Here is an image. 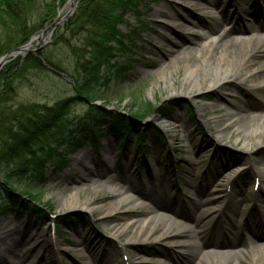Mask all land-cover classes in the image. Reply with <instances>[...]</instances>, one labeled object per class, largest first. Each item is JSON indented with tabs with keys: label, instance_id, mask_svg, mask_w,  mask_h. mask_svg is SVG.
Listing matches in <instances>:
<instances>
[{
	"label": "rangeland",
	"instance_id": "1",
	"mask_svg": "<svg viewBox=\"0 0 264 264\" xmlns=\"http://www.w3.org/2000/svg\"><path fill=\"white\" fill-rule=\"evenodd\" d=\"M66 1L57 9L61 10V14L66 9ZM221 1L212 9L202 10L194 9L193 2L189 3L191 8L187 7V10L191 9L190 12L195 14L204 25L189 31L186 28L181 32L194 41L191 47L196 48V45L201 44L203 32L208 28H214L216 24L219 26L215 38L219 34L233 33L239 27H245L247 31L242 32L243 37L257 36L264 41V28L260 29L253 18L242 11L252 5L259 7L264 0H231L232 4L229 3L228 8V0ZM178 2L179 0H141L135 10L125 13L123 17L125 21L117 24V29L125 36H123L124 41L130 51L114 52L112 62L120 70L117 69L119 72L115 76L111 74L108 83L111 92L103 93L102 99H97L95 103L105 105V108L112 112L133 113V105L147 103L154 109L153 113L140 120L139 130L132 131L129 135V139L123 145L125 146L123 152L118 151V137L115 134H105L100 136L97 145L88 140L83 146L70 152L66 149L59 151L60 157L49 159L44 165L42 179L38 183L22 180L18 185L17 178L10 176V183L13 187L17 186L21 192L24 187L36 184L30 195L35 194L37 198L34 200L39 201L40 206L49 210L47 212L49 218L44 223L39 222L25 209L0 213V231L12 229L16 225V230L12 233L13 237L17 236L21 238L20 240H25L27 235L35 232L37 240L45 239L38 245L30 241L16 244L14 249L17 259H11L15 264H102L106 260V252L116 254L117 259L114 264H120V261H125L126 257L130 258L127 264H194L195 255L198 253L197 247L208 249L218 243V248L221 249H229L231 244L244 249V246H248V239L264 242V183L261 182L255 188H251L256 175L258 181L264 179V143L254 146L255 140L260 138L262 129L255 122L249 126L244 125L240 120L233 121L231 112L226 110V108L232 109L228 104L232 100L237 105L246 100L257 101L256 96L260 95L257 89L260 84L252 82L255 79L254 75H250L252 73L245 76L249 69L246 68L238 75L243 76L244 79L237 77L223 85L219 91H210L203 83L200 88L187 90L189 82L182 83L185 76L183 65L190 60L187 57L180 59L175 68L166 71V79L162 71L158 73L161 65L166 64L169 59L167 57V60H163L165 48L158 43L161 41L157 36L158 31L161 30L160 23L165 22L163 12L158 9L162 7L165 10L180 12L182 8ZM237 10L243 17L242 22L237 20ZM65 20L54 28L50 39H45L47 42L43 46V42L38 44L43 55L50 57L62 71H53L46 65L44 68H27L15 81L10 99L6 103L11 110L18 112L21 106L31 104L53 106L59 100L76 95L74 81L78 76L77 48L83 47L86 43L85 33L80 32L69 37L62 32V38L59 39L58 28L65 23ZM188 32L196 35L191 38ZM32 46L37 45L33 42ZM36 52L34 49L25 56ZM151 61L155 63L160 61L161 65L148 67L147 64ZM249 67L264 71V54L254 55ZM221 91H225L230 97L226 102H219L221 108L213 110L209 104L213 98L219 97ZM219 100L220 97L217 98V101ZM87 107L88 104L82 100L71 103L67 114L62 116L63 120L57 124V127L63 125V122L73 120L75 116L83 115ZM201 107L205 121H201L199 117L198 109ZM165 109L171 110V113L161 116L160 110ZM193 111L196 124L190 119ZM260 111L257 112L251 106L245 114L260 115ZM220 121H228L229 125L222 131L224 140L216 141L214 140L216 129L213 127ZM7 123L14 125L16 122L9 120ZM153 127L162 134L161 143L153 140ZM1 128L0 138L2 125ZM139 131L144 132V142L148 146L145 159L139 157L140 153L136 154L137 144L140 143L136 134ZM50 134L51 131L47 137H50ZM235 138L236 143L232 145ZM3 139L0 140V144ZM40 142L30 144L38 155L41 154V151L40 153L38 151ZM246 143L248 148L245 147ZM85 152L87 154H84ZM98 153L104 157L101 161L97 157ZM94 155L97 158L92 157ZM246 162L249 164L246 165ZM18 164L19 159L9 165L0 162V179ZM250 164L253 165L252 170L249 169ZM82 165L94 169L90 174L93 178L89 183L91 187H86L84 182L76 183L79 173H87ZM73 166L79 172L72 168ZM106 174L114 177V180H111L116 183V187L126 185V180H123L125 175L133 186L113 212L110 211L115 207L110 206L109 203L118 197L112 188H109ZM244 180L246 185L241 189ZM160 181L166 183L165 187L162 184L163 193H161ZM190 182L194 183L193 187L189 185ZM201 188L204 190L202 191ZM77 189L78 200L80 203L86 200L90 210L58 206L62 199L67 198ZM141 192L161 198L162 205L169 207L168 221L178 220L180 225L190 230L194 228L200 212H194L195 201L197 198H206L210 212L209 217L204 220L205 229H208L207 236L204 237L194 231L185 239L189 245L194 246L188 249L186 248L188 245L185 244L177 248L162 238H157L156 230L148 239H138L121 248L119 242L126 243V237L135 235L134 230L138 227L136 219L147 214L156 215V205L151 200L135 201L140 197ZM239 199L242 201L237 205L235 201ZM24 201L27 202L26 196ZM174 211H179L180 216L177 217ZM61 218L64 219V224H56V233L53 235L52 225ZM125 223L123 230L114 231V227L118 224ZM158 223L165 224L159 221ZM218 224L227 227V230H217ZM231 224L235 226L233 230ZM149 228L150 223L144 227L141 236H145ZM255 234L259 237L257 235L254 237ZM51 241L56 243L55 249L49 246ZM4 247L0 243V251ZM255 253L257 257L263 256L259 251ZM0 264H9V260L0 256ZM242 264H264V258L254 262L249 255Z\"/></svg>",
	"mask_w": 264,
	"mask_h": 264
},
{
	"label": "trees",
	"instance_id": "2",
	"mask_svg": "<svg viewBox=\"0 0 264 264\" xmlns=\"http://www.w3.org/2000/svg\"><path fill=\"white\" fill-rule=\"evenodd\" d=\"M65 0H0V57L13 48L27 42L31 35L49 25L57 14V9ZM141 0H79L73 14L59 26L58 37L62 32L69 37L85 33L84 46L77 48L76 56L77 80L74 81L75 96L66 97L53 106H21L18 112L11 110L7 101L13 91L15 81L27 68H44V64L53 71H62L55 62L42 51L28 54L21 61L19 58L5 63L0 69V128L3 127L0 144V162L12 164L19 159V164L9 170L0 179V213L25 209L39 222L48 219L44 207L34 200L36 195H30L35 185H28L23 192L10 183V176L20 181L38 183L42 179L44 165L58 156L59 151L67 152L83 146L88 140L98 144L101 135L115 134L119 139V149L129 139L132 131H138L136 123L153 113L151 104L132 106L133 113L112 112L103 104H96L102 99V94L111 92L108 87L111 74L115 76L120 68L114 64V52H128L124 35L117 29V24L125 21L124 15L135 10ZM134 13V12H133ZM124 36V37H123ZM51 59V60H50ZM88 104L86 112L75 116L69 122L57 124L67 114L68 107L76 101ZM171 110H160L161 116H166ZM193 117V121L195 116ZM11 120L15 124H8ZM5 124V125H4ZM2 129V128H1ZM0 129V132H1ZM51 131V136L47 134ZM154 131V138L160 140L159 132ZM143 132H138L136 138H141ZM30 140V142H29ZM41 141L39 153L30 147L31 142ZM44 148H46L44 150ZM59 163V161H58ZM27 197V202L24 197ZM64 224V219H58L55 224Z\"/></svg>",
	"mask_w": 264,
	"mask_h": 264
},
{
	"label": "bare ground",
	"instance_id": "3",
	"mask_svg": "<svg viewBox=\"0 0 264 264\" xmlns=\"http://www.w3.org/2000/svg\"><path fill=\"white\" fill-rule=\"evenodd\" d=\"M193 2L194 9L202 10V9H212L213 6H216L218 3L222 2L221 0H179L178 4L182 8V11H171V10H165L164 8L160 7L158 10L160 12H163L162 15L165 18V22H161V30L158 31L157 36L161 41L158 43L160 45H164V54H163V60H167V57H169L166 64L161 65L159 62H149L148 67L156 66L158 64L161 65L160 69L158 70V73L160 71L163 72V77L166 79V71L171 70L177 66V62L187 57L190 59L187 63H185L184 69H185V76L184 79H182V83L185 81L189 82V88L187 90H192L194 88H200L201 83L205 84L207 89L210 91H219L223 85L227 84L228 82L232 81L235 78H241L244 79L243 76H238L239 73L249 68L247 73H252L250 75H254L255 79L254 83L260 84L259 88L257 89V93L260 95L256 96L257 101L251 102L250 100H246L242 102L241 104H236L233 100L228 104L231 108H226V110L231 112V118L233 121H242L244 125H251V123L255 122L258 124L259 128L262 129L260 138L255 140L254 146H258L260 144L264 143V71H258L257 68H250L249 66L252 63V58L256 54H264V41H261V38H258L257 36H251L250 38H245L242 35V32L247 31V28L245 27H239L237 31H233V33H223L219 34L217 38H215V34L217 33L218 26L215 25L214 28L207 29V31H204L201 39L202 42L199 45H196V48L191 47L194 45V41L192 39H188L186 37V34H183V32L186 28L189 31L190 29H196L201 28L203 23L193 14L190 9V11L187 10V7L189 8V3ZM232 2L231 0H228L227 8L229 7V3ZM206 4V6H204ZM232 4V3H230ZM262 4V3H261ZM203 6V7H202ZM232 6V5H231ZM186 7V9H185ZM191 8V7H190ZM156 9V11H158ZM155 11V12H156ZM244 13L251 16L253 18V21L256 22L257 26L260 29H263V21H264V1L261 6L258 7V5H252L247 10H242ZM237 20L238 22H242L243 17L241 13L237 10ZM234 15L235 12H234ZM262 19V20H261ZM188 26V27H187ZM172 29V31H170ZM173 30H176L173 31ZM178 30V31H177ZM180 31V33H179ZM178 32V33H177ZM191 38L193 35L195 36V33L188 32ZM188 35V34H187ZM161 62H164V61ZM172 61V62H170ZM172 63V64H171ZM249 76V75H248ZM182 85V84H181ZM253 88V87H252ZM254 89V88H253ZM255 90V89H254ZM220 97V100L217 101V98ZM219 97L213 98L212 102L209 104V107L213 110L221 108L219 105V102H226V99L229 98L228 94L225 91H221L219 94ZM237 105V106H236ZM204 105H202L203 107ZM254 107L257 112L260 111V115L254 114L253 116L246 115L245 111L248 110L250 107ZM199 108V117L201 121H205L204 114H203V108ZM234 107V108H233ZM260 108V109H259ZM205 125L207 127L208 124L205 122ZM229 125L228 121L225 122H218L214 125V129H216V134L214 136V140L216 141H223L224 138L222 136V131L226 129V127ZM237 139L232 141V145L236 143ZM248 148V143H246L245 147ZM248 153H250L249 150H246ZM107 153V151H106ZM84 154H87L85 152ZM103 156V155H102ZM100 153H98L97 157L100 158V161L102 157ZM92 157H96L95 155ZM96 157V158H97ZM81 160L80 158L78 159ZM78 161V162H79ZM249 162V161H248ZM246 162V165L249 164ZM249 166V165H248ZM253 165L250 164V170ZM84 170H87V173H79L77 176L78 181H76L77 184H81L82 182L86 183V187H91L89 183L93 181V178L90 177L91 172H93V168L91 166H83ZM127 169L129 167L125 166ZM72 168L78 170L75 166ZM79 172V170H78ZM107 182L109 183V188H112V190L115 192V195L118 197L117 199L111 201L109 203L110 206L114 205V209H112L110 212L115 211L119 205L121 200L123 199V196H127V191L132 190L133 186L131 185V181L128 180L127 176H124L123 180H126V185H120L115 186L116 183L112 180H114L113 176H108L106 174ZM112 179V180H111ZM264 183V179L259 181L260 183ZM90 186H89V185ZM166 185L165 182L160 181V188L162 189L161 193H163L164 187ZM190 186H194V183L190 182ZM207 185V184H206ZM204 185V186H206ZM246 185V180H244L241 183V189ZM253 181L251 184V188L253 189ZM205 188V187H204ZM204 188H201L203 191ZM241 193V192H240ZM79 197V190H75L74 192L70 193L67 198L62 199L61 202L58 203L59 207H67L71 209H77V210H90V207L86 204V200H83L82 203L78 200ZM141 197V198H140ZM140 197H138L137 200L140 199L144 200H151L156 205V208L162 209V213L159 214V217L157 218L158 213L155 214H147L143 217H140L135 220V222L138 224V227L134 230V236L126 237V243L119 242V246L121 248L128 246L129 244L137 241L138 239H148L150 234L153 231L157 230V238H162L164 241L171 244L173 247H181L183 245H188L186 248L190 249L189 247H192L194 245H189L187 241H185L186 237L188 238L194 231L198 234H202V236H207L208 229H205V219L209 217L210 212L207 208V204L209 203L206 198L201 199L197 198L195 201V210L194 212L200 211L199 216L195 222L194 228L190 230L186 229L182 225H180L178 220H171L168 221L169 216L167 214H164L166 210L169 209V207L162 205L161 198L158 199L154 194H149L147 192H141ZM217 201V200H215ZM242 199L236 200L235 203L239 205V202H241ZM168 208V209H167ZM174 210V209H173ZM109 212V213H110ZM176 216H180L179 211H174ZM159 222H165V224H159ZM150 223V228L148 231H146L145 236H141L143 234L144 227ZM232 225V224H231ZM125 224H118L116 227H114V231L116 230L121 231L125 228ZM16 225L12 229H5L3 231H0V243L3 244L5 247L2 251H0V256H2L3 259L9 260V264H15L12 260L17 259L16 258V251L14 249V246L16 244H19V242L27 243V242H36L37 245L40 242H44L45 239L37 238L35 237L36 233L32 232L29 235H27L25 240H20V237H13L12 233L14 230H16ZM25 228V227H24ZM232 230L235 228L234 225H232ZM227 230V227H221L219 224L217 225V230ZM113 232V231H112ZM114 233V232H113ZM257 234H255L254 237H256ZM143 237V238H142ZM257 237H259L257 235ZM199 238V237H198ZM248 246L244 249L235 247L233 244H231V248L229 249H221L218 248V243L213 245L211 248L205 249L202 247H197L198 253L195 255L196 258L194 260V264H242L244 260H246V256L251 255L252 260L254 262H258V260H262L264 258V242H257L254 239H248ZM79 245V244H77ZM243 245V244H242ZM49 246H52L53 249H55L56 243L52 242L49 243ZM86 251V250H84ZM256 251L261 252V255H258L255 253ZM244 252V253H243ZM83 255V254H81ZM106 260L102 262V264H114L115 259H117L116 254L113 252L111 253H105ZM193 256V257H195ZM11 257V258H10ZM257 257V259H256ZM12 259V260H11ZM11 260V261H10ZM130 258L126 257L125 261H120V264H127L126 262H129Z\"/></svg>",
	"mask_w": 264,
	"mask_h": 264
},
{
	"label": "water",
	"instance_id": "4",
	"mask_svg": "<svg viewBox=\"0 0 264 264\" xmlns=\"http://www.w3.org/2000/svg\"><path fill=\"white\" fill-rule=\"evenodd\" d=\"M78 2V0H67V2L65 3V11L64 13L61 14V10H58L57 15L55 16V18L53 19V21L45 28L39 30L36 34H33L30 39L20 45L17 46L15 48H13L12 50H10L9 52H7L5 55L0 57V68L3 64H5L6 62H8L9 60L19 56L20 58L24 57L25 54L27 52H30L32 50H40L41 46H39L38 44L40 42H43L42 46L47 42L45 41V39L49 40L51 37V34L54 30V28L61 22H63L67 17H69L72 12L75 9L76 3ZM39 40V41H38ZM36 42L35 47L32 46V43Z\"/></svg>",
	"mask_w": 264,
	"mask_h": 264
}]
</instances>
